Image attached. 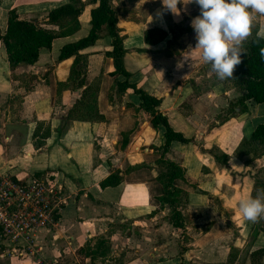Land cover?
Wrapping results in <instances>:
<instances>
[{
	"label": "crops",
	"instance_id": "crops-1",
	"mask_svg": "<svg viewBox=\"0 0 264 264\" xmlns=\"http://www.w3.org/2000/svg\"><path fill=\"white\" fill-rule=\"evenodd\" d=\"M68 1H0V35L6 32L13 9L21 20H37L43 28L55 29L45 24L47 16ZM184 2L177 4V13H171L161 0H113L129 83L159 99L158 110L172 130L194 140L173 143L165 155L184 172L177 192L165 198L185 207L189 223L184 231L168 223L170 206L160 201L163 190L156 162L158 149L165 144L164 130L152 126L133 89L118 90L116 82L125 78L110 76L113 61L107 54L113 50V40L106 33L79 52L88 59L87 83L101 80L97 108L103 120L67 119L82 89L69 85L75 57L63 61L58 57L64 46L89 35L95 6L82 11L79 32L54 40L52 49L42 50L34 65L11 70L0 41V179H48L62 184L70 195L59 225L36 235L45 260L55 264H242L241 257L250 250L245 264H252L250 255L264 249V218L245 221L238 208L241 198L252 197L254 177L264 169V155H234L241 142L264 125V103H247L244 113L240 107L230 111L242 93L218 80L194 49L191 21L200 14L199 7ZM252 23L264 38V15L254 13ZM152 29L165 31L166 39L147 45L144 35ZM236 71L237 65L233 74ZM39 124L49 130V137L35 148L43 133L34 137ZM213 148L229 156L226 167H218L209 153ZM111 170L120 172L122 183L102 189L100 184ZM100 240L107 247L99 248ZM0 264L33 263L0 256Z\"/></svg>",
	"mask_w": 264,
	"mask_h": 264
},
{
	"label": "trees",
	"instance_id": "trees-1",
	"mask_svg": "<svg viewBox=\"0 0 264 264\" xmlns=\"http://www.w3.org/2000/svg\"><path fill=\"white\" fill-rule=\"evenodd\" d=\"M88 5L95 6L91 10L89 35L75 43L64 46L58 57V61L75 57L69 85L74 90L82 89L81 98L70 110L67 119L81 122H100L103 120V116L97 108L101 80L98 78L90 84L87 83L88 59L87 56L81 55L79 52L94 45L106 33L113 40V50L107 54L113 61V70L110 72V76L116 79L117 77L125 78V82L116 80L118 90L125 92L127 89H133L140 98L141 110L151 117L152 126L164 130L165 144L158 149L160 158L156 162L158 168L162 169L157 177V181L163 190V197L160 201L170 206L168 223L175 229L184 231L189 223V216L185 207L176 204L173 200H165L167 196H172L177 192L176 182L183 180L184 172L178 165L167 160L165 155L173 143L191 144L194 140L186 139L182 134L172 130L167 119L158 110L161 104L159 99L129 83L130 74L124 65L126 51L123 47V37L120 35L117 26L118 14L113 0H86L84 3L81 0H69L67 3L57 6L49 12L45 23L55 29L43 28L37 20H21L17 11L11 10L8 13L7 30L3 35H0V41L6 50L10 68L14 70L20 65L36 64L40 52L51 50L54 40L70 37L79 32L81 29L79 17ZM166 37L165 31L152 29L145 32L144 41L147 45H157ZM241 50L245 53L241 54L238 70L231 79H225L224 83L227 88L236 89L242 93L241 98L231 104L230 111L233 112L235 108L240 107L244 113L247 111V103H264V58H262L264 38L258 35L256 27L251 29L250 35L242 42ZM41 130H43V125L39 124L34 137H37ZM48 137L49 130H43L40 140L34 143V147H42ZM209 153L215 159L218 167L228 165L229 156L217 148H213ZM234 155L238 158L248 155L257 158L264 155V125H259L249 140H243ZM254 178L255 185L252 197H255L258 192H264V169L260 170ZM121 183L120 172L111 170L109 177L100 184V187L102 189L112 188ZM98 247H107L105 240H100ZM263 256L264 249L253 252L250 255L252 264H260Z\"/></svg>",
	"mask_w": 264,
	"mask_h": 264
},
{
	"label": "clouds",
	"instance_id": "clouds-1",
	"mask_svg": "<svg viewBox=\"0 0 264 264\" xmlns=\"http://www.w3.org/2000/svg\"><path fill=\"white\" fill-rule=\"evenodd\" d=\"M178 3L181 0H161L163 8L171 13L178 12ZM184 3L199 7L200 14L191 21L196 39L194 49L218 80L231 79L234 67L245 53L241 44L250 35L253 14L264 15V0H185ZM238 208L245 221L264 218V194L258 192L255 197L241 198Z\"/></svg>",
	"mask_w": 264,
	"mask_h": 264
},
{
	"label": "built area",
	"instance_id": "built-area-1",
	"mask_svg": "<svg viewBox=\"0 0 264 264\" xmlns=\"http://www.w3.org/2000/svg\"><path fill=\"white\" fill-rule=\"evenodd\" d=\"M70 195L64 186L43 178L16 181L0 179V256L33 264L45 260L36 245V235L55 229Z\"/></svg>",
	"mask_w": 264,
	"mask_h": 264
},
{
	"label": "rangeland",
	"instance_id": "rangeland-1",
	"mask_svg": "<svg viewBox=\"0 0 264 264\" xmlns=\"http://www.w3.org/2000/svg\"><path fill=\"white\" fill-rule=\"evenodd\" d=\"M253 27H254V25H253V23H252V25H251V29H253ZM238 66H239V64L237 65V70H238ZM160 171H162V169L159 168V172H160ZM180 181H183V180H180ZM178 182H179V181L176 182V185H177V186H180V184H179ZM177 186H176V188H177ZM177 190H178V188H177ZM258 231H259V229L257 228V229H255V230L252 232V238L256 235V233H257ZM248 251H250V250H248ZM248 251H247V252H248ZM247 252H246V253L244 252V255L241 257V260H240V261L243 260V261H242V264H245L246 260L248 259V253H247ZM250 258H251V257H250ZM248 263H249V262H248ZM246 264H247V263H246Z\"/></svg>",
	"mask_w": 264,
	"mask_h": 264
}]
</instances>
